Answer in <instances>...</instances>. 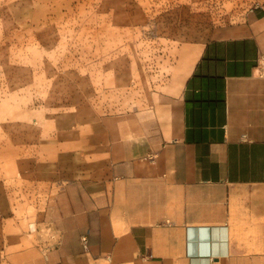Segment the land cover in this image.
<instances>
[{"label":"rangeland","instance_id":"374dc122","mask_svg":"<svg viewBox=\"0 0 264 264\" xmlns=\"http://www.w3.org/2000/svg\"><path fill=\"white\" fill-rule=\"evenodd\" d=\"M253 10L264 0H0V264L123 262L90 253V225L120 219L67 190L112 189L114 121L123 141L138 122L169 130L183 62Z\"/></svg>","mask_w":264,"mask_h":264},{"label":"crops","instance_id":"0c3cea01","mask_svg":"<svg viewBox=\"0 0 264 264\" xmlns=\"http://www.w3.org/2000/svg\"><path fill=\"white\" fill-rule=\"evenodd\" d=\"M176 81L169 130L138 122L123 141L114 121L112 189L67 190L74 207L120 219L90 225L102 233L90 253L121 264H264V14L207 41Z\"/></svg>","mask_w":264,"mask_h":264},{"label":"built area","instance_id":"2783aa9c","mask_svg":"<svg viewBox=\"0 0 264 264\" xmlns=\"http://www.w3.org/2000/svg\"><path fill=\"white\" fill-rule=\"evenodd\" d=\"M84 240H86V237H84ZM54 264H63V263L61 261H58V262H56Z\"/></svg>","mask_w":264,"mask_h":264}]
</instances>
